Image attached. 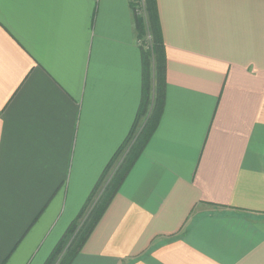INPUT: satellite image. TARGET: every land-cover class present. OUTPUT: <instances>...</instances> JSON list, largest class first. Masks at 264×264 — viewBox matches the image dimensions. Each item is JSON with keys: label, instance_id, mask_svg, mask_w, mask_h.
Segmentation results:
<instances>
[{"label": "crops", "instance_id": "0c3cea01", "mask_svg": "<svg viewBox=\"0 0 264 264\" xmlns=\"http://www.w3.org/2000/svg\"><path fill=\"white\" fill-rule=\"evenodd\" d=\"M131 0H0V264H43L142 93ZM158 125L72 264H264V0H155Z\"/></svg>", "mask_w": 264, "mask_h": 264}, {"label": "trees", "instance_id": "16d2710c", "mask_svg": "<svg viewBox=\"0 0 264 264\" xmlns=\"http://www.w3.org/2000/svg\"><path fill=\"white\" fill-rule=\"evenodd\" d=\"M138 3L140 11L130 1L142 57V93L137 115L84 205L43 264H72L158 125L164 106L165 50L155 0Z\"/></svg>", "mask_w": 264, "mask_h": 264}, {"label": "built area", "instance_id": "2783aa9c", "mask_svg": "<svg viewBox=\"0 0 264 264\" xmlns=\"http://www.w3.org/2000/svg\"><path fill=\"white\" fill-rule=\"evenodd\" d=\"M134 5H135V7H136L135 10H136V11H138V10L140 11V3H138V0L135 1V4H134ZM140 44H141V42H139V45H140Z\"/></svg>", "mask_w": 264, "mask_h": 264}, {"label": "rangeland", "instance_id": "374dc122", "mask_svg": "<svg viewBox=\"0 0 264 264\" xmlns=\"http://www.w3.org/2000/svg\"><path fill=\"white\" fill-rule=\"evenodd\" d=\"M135 1H136V0H131V2H133V3H135ZM138 1H139V0H138ZM142 5H143V3L141 4V7H142ZM142 8H143V7H142ZM132 11H133V10H132ZM139 13H140V12H139ZM140 14H141V13H140ZM84 203H85V201H84ZM84 203L82 204V206L84 205ZM82 206H81V207H82ZM81 207H80V208H81ZM79 210H80V209H79ZM79 210H78V211H79Z\"/></svg>", "mask_w": 264, "mask_h": 264}]
</instances>
